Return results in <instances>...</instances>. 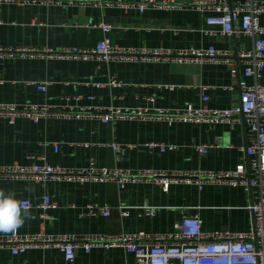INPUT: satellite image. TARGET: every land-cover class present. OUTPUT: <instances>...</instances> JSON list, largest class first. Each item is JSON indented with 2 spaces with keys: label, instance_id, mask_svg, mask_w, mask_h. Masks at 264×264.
Here are the masks:
<instances>
[{
  "label": "crops",
  "instance_id": "crops-1",
  "mask_svg": "<svg viewBox=\"0 0 264 264\" xmlns=\"http://www.w3.org/2000/svg\"><path fill=\"white\" fill-rule=\"evenodd\" d=\"M187 2L189 0H177ZM231 4L241 0H227ZM205 14L188 5L180 9H135L93 5L17 4L0 2V47L42 49L64 46L93 47L103 32L86 25L101 21L114 28L108 33L112 44L131 48H206L213 45L232 55L237 76L224 62H175L167 60L55 59L43 57L0 58V101L36 102L51 105L72 104L66 94H91L83 106L149 107L173 109L200 99V85L208 86L209 105L224 108L239 99L238 79L253 83L243 74V64L236 58L242 48L251 47V37L210 35ZM37 23L32 24L31 21ZM80 24V25H79ZM124 82L122 86L96 87L87 82H105L108 78ZM49 81L45 91L34 82ZM264 82V75L258 79ZM54 106V107H56ZM57 110L56 108H54ZM241 121L230 123H192L162 119H116L102 123L91 117L47 115L37 122L20 117L13 124L0 119V163H43L65 168L85 167L90 159L97 165L129 170H233L245 161L243 148L248 143ZM172 143L174 150H147V141ZM118 143L120 149L108 146ZM54 144L57 147H54ZM210 145L206 153L196 146ZM0 190L13 194L18 201L22 223L15 228L21 234H34L43 227L53 235L119 234L145 230L170 232L183 211L197 212L206 231H244L251 227L248 209L250 195L240 185L204 183L192 179L172 184L168 191L150 180H138L126 189L114 181L47 180L0 177ZM56 207H38L44 195ZM22 200L33 206L20 207ZM108 205L107 216H85L86 205ZM120 206L127 208L122 216ZM148 209L152 210L147 214ZM46 215V216H43ZM10 231H0L8 235ZM63 254L54 247L28 248L12 254L0 247V264H64ZM76 264H135L134 256L122 248H77Z\"/></svg>",
  "mask_w": 264,
  "mask_h": 264
},
{
  "label": "built area",
  "instance_id": "built-area-1",
  "mask_svg": "<svg viewBox=\"0 0 264 264\" xmlns=\"http://www.w3.org/2000/svg\"><path fill=\"white\" fill-rule=\"evenodd\" d=\"M17 4H47L99 7H116L122 10L135 9L144 12L150 8L180 9L186 5L205 14V23L211 28L202 29L206 34L234 37L239 34L251 37L249 48H242L236 53V58L243 64V74L252 77L254 82L247 83L238 79L239 99L234 105L215 108L209 105L206 93L208 86L200 85L198 103L188 102L173 109L149 107H115V106H83V99L92 100L93 95L81 93L66 94L65 99L72 98V104L51 105L36 102H1L0 119L13 124L23 117L37 122L47 115L63 117H91L102 123L113 122L116 119H162L171 124L174 121L192 123H230L241 121L246 127L248 143L243 148L246 159L236 165L233 170H129L119 167L97 165L95 159H90L85 167L65 168L43 163L10 164L0 163V177L6 179H28L37 182L47 180L66 181H114L119 189L124 190L138 180H150L156 183L162 191H168L172 184L194 180L199 187L204 183H227L240 185L250 195L248 209L252 217V225L244 231L215 230L206 231L201 227L197 212L183 211L181 219L174 229L165 233H154L145 230L119 234H86L53 235L44 232L43 227L34 234H21L13 230L8 235H0V247H7L12 254L23 253L28 248H57L64 257V264H76L77 248L110 249L122 248L134 256L135 264H264V82L258 79L264 75V0H241L231 4L227 0H0ZM32 24L37 23L31 21ZM80 25V24H79ZM98 27L103 36L93 47L64 46L60 49L46 47L42 49L30 47H0V58L3 57H43L55 59H94L97 61L119 60H167L175 62H224L230 66V73L237 76V65L232 55L213 45L206 48L189 47L187 49L171 48H131L119 47L111 43L108 33L114 28L111 23L101 21L86 25ZM91 86L103 87L122 86L124 82L116 78H108L105 82H87ZM36 88L45 91L49 81L34 82ZM56 106V107H54ZM56 108L57 110H55ZM113 149H120L118 143H110ZM147 150L158 149L160 152L174 150L172 143L147 141ZM210 145H198L200 153H206ZM56 148L57 145L54 144ZM23 209L33 206L29 200L19 203ZM38 207L42 209L56 207L55 201L49 195H44ZM126 207V206H125ZM120 206L122 216L128 215L127 208ZM110 213L108 205L88 203L85 216H107ZM147 214L152 210L148 209ZM46 216V215H43Z\"/></svg>",
  "mask_w": 264,
  "mask_h": 264
},
{
  "label": "clouds",
  "instance_id": "clouds-1",
  "mask_svg": "<svg viewBox=\"0 0 264 264\" xmlns=\"http://www.w3.org/2000/svg\"><path fill=\"white\" fill-rule=\"evenodd\" d=\"M20 212L13 194L0 190V231L17 228L23 222Z\"/></svg>",
  "mask_w": 264,
  "mask_h": 264
}]
</instances>
